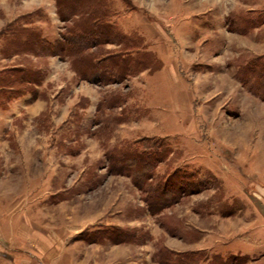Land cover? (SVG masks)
<instances>
[{"label": "rangeland", "instance_id": "374dc122", "mask_svg": "<svg viewBox=\"0 0 264 264\" xmlns=\"http://www.w3.org/2000/svg\"><path fill=\"white\" fill-rule=\"evenodd\" d=\"M102 3L148 58L120 82L12 48L15 29L55 43L67 23L55 0H0V264H264L237 249L264 244V97L241 78L264 0ZM128 147L153 160L143 186L111 170Z\"/></svg>", "mask_w": 264, "mask_h": 264}, {"label": "trees", "instance_id": "16d2710c", "mask_svg": "<svg viewBox=\"0 0 264 264\" xmlns=\"http://www.w3.org/2000/svg\"><path fill=\"white\" fill-rule=\"evenodd\" d=\"M55 2L61 19L67 23L60 40L55 43L49 42L40 31L22 26L14 30L13 35L17 37L10 40L9 45L14 48V44H17L19 48L16 50L22 49L37 55L48 54L51 49L56 48L60 56H67L73 60L81 78L91 79L88 75L90 72L92 80L100 83L120 82L133 74L139 66V70L146 68L148 58H144L139 50L128 52L129 43L125 40V34L117 21L109 20L106 11L101 10L104 0H55ZM253 20L247 19L239 23L241 26L237 31L247 32V29L257 24V21ZM109 43L120 44L121 49L104 50L102 47ZM245 66L241 78L250 82V88L264 97V56L259 60H250ZM148 148L169 151L167 147L165 149L164 143L152 144ZM114 157H117L114 160L115 164L119 165L116 168L112 167L111 170L116 173H130L135 182L143 186L147 180L146 174L153 168V160L151 162L143 160V153L131 147L117 151V155L112 156ZM151 175H148V179L152 178ZM158 187L151 192L156 193L158 189L168 191L158 199V206L164 207L175 201L171 196L177 194L176 190L180 183L167 180L164 185Z\"/></svg>", "mask_w": 264, "mask_h": 264}, {"label": "crops", "instance_id": "0c3cea01", "mask_svg": "<svg viewBox=\"0 0 264 264\" xmlns=\"http://www.w3.org/2000/svg\"><path fill=\"white\" fill-rule=\"evenodd\" d=\"M249 246H245L244 247H239L237 249H239L241 252H243V254L249 255L250 258H254L253 254H255L256 252H258V250L262 249V251L264 252V244L261 247L258 248H248ZM248 248V249H246Z\"/></svg>", "mask_w": 264, "mask_h": 264}]
</instances>
